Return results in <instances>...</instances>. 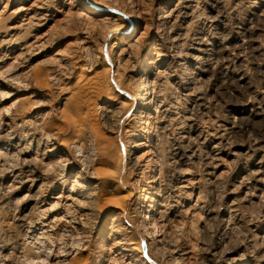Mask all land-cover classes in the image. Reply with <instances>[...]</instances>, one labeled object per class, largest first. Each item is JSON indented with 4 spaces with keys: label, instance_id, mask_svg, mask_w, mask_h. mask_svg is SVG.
Returning <instances> with one entry per match:
<instances>
[{
    "label": "rangeland",
    "instance_id": "374dc122",
    "mask_svg": "<svg viewBox=\"0 0 264 264\" xmlns=\"http://www.w3.org/2000/svg\"><path fill=\"white\" fill-rule=\"evenodd\" d=\"M68 1L44 0L42 3V0H39V3L41 2L40 4H43L44 7L46 5L47 8L38 10L37 4L32 5L31 10H27L28 15L26 16L25 13L23 17L20 7L23 5L31 7L33 0H0V12L3 10L0 13V42H2V44L0 43V78L6 77L5 80H0V264H30L32 260L33 264H44V262L52 264V262L58 263L63 258H69V264H74L72 261L76 259H80L76 264H264V160L260 154V150H264V0H239L240 6L238 0H95V2L86 0L97 13H90L87 11V7L76 5L79 0ZM101 1L105 3H100ZM178 2H180L178 4L179 12L176 13L175 21L163 22L158 17L157 7L171 6L170 8H172ZM106 5H109L107 6L108 9H105ZM40 12L42 14L35 16L36 13ZM128 14L130 15L128 16ZM33 15L35 18H32L33 22L30 23L31 20L27 21L28 17ZM46 15L48 18L38 19L39 17H46ZM86 17L88 19H85ZM23 18L26 19L22 21ZM100 20L106 23L103 24ZM11 21L18 23V25L26 23L28 28L25 25L23 26L25 29H19L21 32L18 30L13 37L5 39L1 36V33ZM29 24L31 25L29 26ZM162 24L164 25L162 26ZM185 25L187 27H184ZM119 28L120 31L114 33ZM164 28L167 31L163 30ZM28 32L31 36L26 35ZM177 34H179L178 40H168L167 36L171 35L172 37L177 36ZM15 36L18 38L17 40L14 38ZM21 36L24 39L26 38L27 41L24 39V41H21ZM205 40L210 45L206 44ZM199 41L206 45V50L201 55L192 52L190 49L193 42ZM28 43L29 45H27ZM168 43H170V46ZM30 44L32 47H30ZM150 44L154 45L156 53H154L155 55L151 61L153 63L150 62L148 66L152 72L154 71L148 80L155 81L154 95L156 92H158L157 97L160 94L166 95L167 103L171 107L166 106L168 110L165 114L167 117H172L166 123V130L157 128L151 119L149 121L142 117V119H135L136 121L132 119L133 112L136 111L134 108L137 107L135 100L138 86L137 78L132 77V70L139 67L137 64L141 63L146 48ZM34 45L36 46L34 47ZM28 46L29 49H27ZM221 47L225 49L224 57L216 58V51L223 49ZM157 52H162L163 55L158 58ZM193 56L198 57V59ZM234 57L236 60H234ZM157 58L158 60H156ZM76 60H78V63L75 62ZM79 60L84 63L82 64ZM116 66H119V70L126 75V79L122 82H119L118 76L114 75ZM123 66L124 70L122 69ZM108 68L112 69L109 78H107L108 73L106 72ZM64 74H67V78ZM11 75H17L18 77L16 76V79L12 76V78ZM87 75L94 76L93 82L88 85L80 84V89L77 88L83 93V101L76 103L73 97L66 102L63 101L66 92H69L72 86H76V81L83 83L81 78ZM7 78H11V81ZM14 79L15 83L13 82ZM35 80H39L36 83L38 82L41 85L40 88L34 83ZM196 85H198L197 88ZM94 86L100 87L101 91L97 92ZM12 93L16 94L11 95ZM26 94V99L15 101L26 96ZM34 107L35 111L37 109L38 115L33 120L36 121L38 128L34 129V126L28 125L19 126L17 124L19 119L16 115L18 108L30 110ZM15 109H17V112H15ZM176 111H179V113ZM43 117H46V119ZM37 119L39 120L37 121ZM143 119L147 122H142ZM193 120L195 121L193 122ZM44 122L46 123L44 124ZM38 129H41V131ZM42 130L49 134L55 133L54 136H56L50 135V138L47 135V137H44L46 132L44 133ZM32 131L36 134L33 135ZM3 136L7 137L4 138ZM19 139H21V145L16 146ZM30 140L31 142L34 141L31 143ZM63 141L64 146L62 145ZM145 141L150 144L149 147L138 145L139 142ZM199 141H201V145ZM59 142L61 145H58ZM65 142L68 143L66 148L67 144ZM73 142L76 147L79 143L78 148L80 149H74L76 147L72 146L75 145ZM89 142H92L94 151L86 150L85 147ZM10 143L18 150L11 147ZM133 144L136 147L131 148L130 146ZM52 146L56 149H53ZM225 146L227 147L225 148ZM81 149L82 151L85 150L84 153L81 152ZM130 151H132L131 154ZM78 152H81V155ZM77 154L82 159H79ZM84 155L86 157L88 155L89 159ZM42 157L44 160L41 159ZM65 157H68V159ZM6 163H10L12 166L8 167L9 165H6ZM63 163L65 164L63 165ZM153 164H155V167H153ZM20 166L25 167L22 169ZM59 167L60 170H56ZM61 167L65 169L62 170ZM52 168L54 169L52 170ZM258 169L261 170V173L257 182L251 177L252 172ZM50 170L53 172H49ZM64 170L66 172H62ZM92 172L96 173L93 178L91 177ZM34 175L44 176V183H41L44 189L41 188L39 194H37L38 196L34 197L35 199L31 198L30 195L35 193L36 186L40 183L35 184L36 181H31L30 178L33 179ZM103 179L104 181H102ZM186 179L188 181H184ZM20 181L25 184H21ZM79 183L83 187L80 188ZM73 184L72 199H74L61 200V202H56V205L53 204L54 201L52 200L54 198L51 197L59 194L62 188L67 191ZM153 184L159 185V188L162 185L160 192L165 199V206L164 211L158 215V220L160 219L158 223H162L161 226L158 224V228L151 230L153 233L151 232L149 238H147L148 235L143 234L144 227H142L139 220L141 214L137 213L138 211H136L133 204L135 195L130 193H133L139 185L148 187ZM124 186L125 189L123 190L127 189L132 192L118 191V189L122 190ZM89 192H96V194L91 198H87L86 194ZM122 194L123 196L125 194L126 197H122ZM39 197L40 199L37 200ZM118 197L121 199V204L117 205L115 202L118 201ZM196 202H198V206ZM38 205L40 206L38 207ZM50 205L53 208L55 205L56 208L51 210ZM115 205L119 208L116 209ZM43 208H47V211ZM28 210H30V213H28ZM41 211L48 212V214ZM21 215H28L22 216V218H27V222L23 223ZM113 217L117 221H113ZM29 219L30 221H28ZM37 220L38 222H36ZM30 222H32L31 226H29ZM135 225L140 229L133 227ZM29 230L30 233L27 232ZM39 231L42 233H39ZM36 238L40 241L38 242ZM132 241H135L133 247L138 250L129 247L132 246ZM32 243H35L34 246ZM47 246L49 250L46 249ZM168 247L176 250H169ZM31 251L32 254H29ZM40 252L43 254H40ZM133 252L134 254H132ZM183 252L187 253L183 254ZM63 253L65 254L63 255ZM75 253L77 254L74 255ZM45 254L48 255L47 258ZM128 254L129 256L125 257ZM79 255L84 257L79 258ZM27 256L29 259L26 258ZM132 256L137 260H134ZM210 256H213V258ZM30 257L33 259H30ZM34 259H37L38 263ZM177 261L178 263H175Z\"/></svg>",
    "mask_w": 264,
    "mask_h": 264
},
{
    "label": "bare ground",
    "instance_id": "6f19581e",
    "mask_svg": "<svg viewBox=\"0 0 264 264\" xmlns=\"http://www.w3.org/2000/svg\"><path fill=\"white\" fill-rule=\"evenodd\" d=\"M9 1V0H8ZM30 1V0H29ZM32 1V0H31ZM50 1V0H49ZM70 1V0H69ZM68 1V2H69ZM77 1V0H76ZM94 2H95V0H93ZM100 1V0H99ZM115 1V0H114ZM183 1V0H182ZM194 1V0H193ZM227 1V0H226ZM7 2V1H6ZM17 2V1H16ZM44 2V0H42V3ZM177 2V1H176ZM181 2V1H180ZM180 2H178V3H175V5L172 7V8H170L171 6H169V7H163V6H159V7H157V12L159 13V16H158V14H157V16L158 17H160V19L163 21V22H166V23H169L170 21L171 22H173V21H175L174 20V18H175V16H176V13L177 12H179L178 11V8H179V3ZM205 2H207V1H205ZM230 2V1H229ZM238 3H239V0L237 1ZM236 2V3H237ZM4 3V2H3ZM8 3V2H7ZM10 3V2H9ZM15 3V2H14ZM41 3V2H40ZM39 3V0H33V2H32V4L30 5L31 7H26V6H22V7H20L21 9H20V12H21V14H23V17H24V15H25V13H26V16L28 15V11L27 10H31V8H32V5H36L37 4V9L38 10H44L45 9V7H46V5H45V7H44V5L43 4H40ZM97 3V2H96ZM100 3H105V2H100ZM164 3V2H163ZM234 3V2H233ZM6 4V3H5ZM40 4V5H39ZM51 4V3H50ZM54 4V3H53ZM60 4V3H59ZM92 4V3H91ZM110 4V3H109ZM170 4V3H169ZM168 4V5H169ZM192 4V3H191ZM220 4H222V3H220ZM227 4V3H226ZM240 4L241 3H239V6H240ZM1 5V4H0ZM8 5V4H7ZM7 5H6V9H7ZM42 5V6H41ZM49 5V4H48ZM76 5H80V6H82V7H87L88 9H87V11L88 12H90V13H97V11L95 10V9H93V7H91V6H89V4L86 2V0H79V2H77V4ZM92 5H94V4H92ZM111 5H113V4H111ZM110 5V6H111ZM163 5V4H162ZM172 5V4H171ZM194 5H196V4H194ZM197 5H198V3H197ZM215 5V4H214ZM232 5V4H231ZM12 6V5H11ZM50 6H53V5H50ZM61 6V5H60ZM103 6H105V5H103ZM107 6H109V5H106V7H105V9H108V7ZM182 6H183V4H182ZM184 6H185V4H184ZM199 6V5H198ZM198 6H196V7H198ZM213 6V5H212ZM216 6H218V5H216ZM222 6V5H221ZM224 6V5H223ZM236 6V5H235ZM34 7V6H33ZM54 7V6H53ZM69 7V6H68ZM79 7V6H78ZM95 7V6H94ZM126 7V6H125ZM131 7V6H130ZM129 7V8H130ZM181 7V6H180ZM241 7H242V5H241ZM47 8V7H46ZM48 8H50L49 6H48ZM96 8V7H95ZM122 8V7H121ZM134 8V7H133ZM183 8V7H182ZM200 9H201V7H199ZM208 8V7H207ZM226 8V7H225ZM224 8V9H225ZM12 9H14V8H12ZM70 9V8H69ZM97 9V8H96ZM123 9V8H122ZM126 9V8H125ZM210 9V8H209ZM235 9H236V7H235ZM10 10V9H9ZM15 11H18V10H16V9H14ZM13 10V11H14ZM50 10H52V9H50ZM67 10V9H66ZM130 10V9H129ZM134 10H136V8H134ZM138 10V9H137ZM180 10V9H179ZM193 10H195V9H193ZM203 10V9H202ZM218 10V9H217ZM230 10V9H229ZM233 10V9H232ZM241 10V9H240ZM3 11V10H2ZM1 11V12H2ZM5 11V10H4ZM7 11V10H6ZM12 11V10H11ZM46 11V10H45ZM59 11V10H58ZM60 11H61V9H60ZM107 11H109V10H107ZM106 11V12H107ZM133 11V10H132ZM132 11H131V13H132ZM183 11V10H182ZM204 11V10H203ZM202 11V12H203ZM208 11V10H207ZM235 11V10H234ZM0 12V13H1ZM64 12H67V11H64ZM104 12V11H103ZM129 12V11H128ZM136 12V11H135ZM139 12V11H138ZM141 12V11H140ZM198 12L200 13V10L198 9ZM206 12V11H205ZM210 12V11H209ZM229 12V11H228ZM236 12V11H235ZM238 12V11H237ZM51 13V12H50ZM58 13V12H57ZM60 13V12H59ZM130 13V12H129ZM185 13V12H184ZM239 13V12H238ZM39 14H42V12H40V13H36L35 14V16L36 15H39ZM63 14V13H62ZM81 14V13H80ZM113 14V13H112ZM137 14V13H136ZM203 14V13H202ZM219 14V13H218ZM45 15V14H44ZM50 15V14H49ZM54 15H56V14H54ZM78 15H79V13H78ZM130 14H128V16H129ZM133 15H135V14H133ZM140 15V14H139ZM203 15H205V14H203ZM211 15V14H210ZM237 15V14H236ZM79 16H81V15H79ZM84 16H85V13H84ZM127 16V17H128ZM138 16V15H137ZM140 16H142V15H140ZM182 16V15H181ZM190 16V15H189ZM212 16V15H211ZM219 16H220V14H219ZM87 17H88V15H87ZM85 18V19H88V18ZM98 17V16H97ZM192 17H194V16H192ZM215 17H217V16H215ZM7 18V17H6ZM27 18V17H26ZM26 18H23L22 19V21H24ZM32 18H35L34 17V15L33 16H30V17H28V20L27 21H30ZM45 18H48L47 17V15H46V17H39L38 19H45ZM54 18V17H53ZM83 18V17H82ZM116 18V17H115ZM135 18H136V16H135ZM140 18V17H139ZM143 18V17H142ZM197 18V17H196ZM204 18V17H203ZM235 18V17H234ZM12 19V18H11ZM17 19V18H16ZM89 19H90V17H89ZM103 19V18H102ZM111 19H113L112 17H111ZM117 19V18H116ZM119 19V18H118ZM191 19V18H190ZM189 19V20H190ZM18 20V19H17ZM16 20V21H17ZM33 20V19H32ZM30 21V23L31 22H33V21ZM48 20V19H47ZM84 20V19H83ZM144 20V19H143ZM157 20V19H156ZM173 20V21H172ZM195 20V19H194ZM220 20V19H219ZM21 21V22H22ZM88 21V20H87ZM102 20H100V22H101ZM108 21V20H107ZM142 21V20H141ZM206 21V20H205ZM231 21V20H230ZM50 22V21H49ZM91 22H92V20H91ZM99 22V21H98ZM99 22V24H101ZM111 22H113V21H111ZM159 22H160V20H159ZM192 22V21H191ZM190 22V23H191ZM198 22V21H197ZM20 23V22H19ZM22 23H24V22H22ZM41 23H43V22H41ZM90 23V22H89ZM102 23H103V21H102ZM106 22L104 21V23L103 24H105ZM155 23H158V22H155ZM190 23H188L189 25H190ZM236 23V22H235ZM21 24V23H20ZM43 24H45V23H43ZM98 24V23H97ZM111 24H113V23H111ZM119 24V23H118ZM165 24V23H164ZM164 24H162V26L164 25ZM221 24V23H220ZM26 25V23L25 24H23V25H18V23H15V22H13V21H11V23L9 24V25H7L6 26V28L4 29V31H2V33H1V36L2 37H4L5 39L7 38H9V37H13L14 35H15V33L20 29V28H24L25 29V27H23V26H25ZM31 24H29V26H30ZM40 25V24H39ZM174 25V24H173ZM180 25V24H179ZM188 25V26H189ZM209 25H210V23H209ZM215 25V24H214ZM221 25H223V24H221ZM27 26V25H26ZM41 26V25H40ZM47 26V25H46ZM118 26V25H117ZM160 26H161V24H160ZM208 26V25H207ZM33 27V26H32ZM31 27V28H32ZM114 27H116V26H114ZM120 27H121V25H120ZM156 27V26H155ZM182 27V26H181ZM180 27V28H181ZM184 27H187L186 25L184 26ZM211 27V26H210ZM212 27H213V25H212ZM211 27V28H212ZM234 27V26H233ZM27 28H28V26H27ZM123 28V27H122ZM165 28H167V27H165ZM165 28L163 29V30H165ZM178 28H179V26H178ZM111 29H113V28H111ZM110 29V30H111ZM174 29V28H173ZM208 29V28H207ZM22 30V29H21ZM27 30V29H26ZM109 30V31H110ZM157 30V29H156ZM228 30V29H227ZM233 30H235V29H233ZM20 31V30H19ZM118 31H120V28L119 29H117V30H115L114 31V33L115 32H118ZM165 31H167V30H165ZM170 31V30H169ZM205 31V30H204ZM216 31V30H215ZM226 31V30H225ZM21 32V31H20ZM19 32V33H20ZM23 32H24V30H23ZM113 32V31H112ZM234 32V31H233ZM26 33V32H25ZM110 33H111V31H110ZM119 33H121V32H119ZM162 33H165V32H162ZM161 33V34H162ZM173 33V32H172ZM187 33V32H186ZM225 33H228V32H225ZM230 33H231V31H230ZM19 35V34H18ZM26 35H30L29 34V32L26 34ZM26 35H25V37H26ZM107 35H108V33H107ZM118 35V34H117ZM159 35H160V33H159ZM230 35V34H229ZM31 36V35H30ZM33 36V35H32ZM37 36V35H36ZM40 36V35H39ZM119 36V35H118ZM179 34H177V36H172L171 37V35H169V36H167L168 37V40L170 41V40H172V41H176V40H178L179 39ZM187 36V35H186ZM210 36V35H209ZM236 36V35H235ZM105 37V36H104ZM3 38V39H4ZM14 38H16V36L14 37ZM21 38H22V36H21ZM27 38V37H26ZM26 38L24 39V38H22V40L21 41H24V40H26ZM119 38V37H118ZM161 38V37H160ZM187 38V37H186ZM194 38V37H193ZM218 38V37H217ZM2 39V40H3ZM10 39V38H9ZM18 38H16V40H17ZM24 39V40H23ZM27 39H29V37L27 38ZM33 39L35 40V38L33 37ZM115 39V38H114ZM192 39V38H191ZM208 39V38H207ZM228 39V38H227ZM226 39V40H227ZM12 40V39H11ZM11 40H8V41H11ZM112 40H113V38H112ZM167 40V39H166ZM187 40V39H186ZM185 40V41H186ZM188 40H190V39H188ZM209 40H210V37H209ZM19 41V40H18ZM27 41V40H26ZM36 41L38 42V40L36 39ZM35 41V42H36ZM197 41V40H196ZM203 41V40H202ZM206 41V40H205ZM12 42V41H11ZM33 42V41H32ZM112 42V41H111ZM122 42V41H121ZM191 42V41H190ZM189 42V43H190ZM209 42V41H208ZM1 44H2V42H0ZM10 43V42H9ZM115 43V42H114ZM166 43V42H165ZM177 43V42H176ZM175 43V44H176ZM182 43V42H181ZM212 43V42H211ZM222 43V42H221ZM231 43V42H230ZM32 44V43H31ZM30 44V45H31ZM113 44V43H112ZM112 44H111V46H112ZM117 44V43H116ZM169 44V46H170V43H168ZM206 44H209V43H207V41H206ZM27 45H29V43L27 44ZM26 45V46H27ZM37 45V44H36ZM36 45H34V47L36 46ZM129 45V44H128ZM159 45H161V44H159ZM167 45V44H166ZM178 45V44H177ZM183 45V44H182ZM210 45V44H209ZM214 45V44H213ZM180 46V45H179ZM205 46L206 45H204V44H202V42H193L192 43V45H191V47H190V49L192 50V52H195V53H198V55H201V54H204V52H205ZM8 47V46H7ZM6 47V48H7ZM10 47V46H9ZM25 46L23 45V48H24ZM30 47H32V45L30 46ZM113 47V46H112ZM129 47V46H128ZM175 47V46H174ZM173 47V48H174ZM189 47V46H188ZM208 47V46H207ZM217 47V46H216ZM27 48V47H26ZM126 48V47H125ZM124 48V49H125ZM168 48V47H167ZM221 48H223V47H221ZM234 48V47H233ZM14 49V48H13ZM20 49V48H19ZM27 49H29V46H28V48ZM113 49V48H112ZM171 49H172V47H171ZM175 49V48H174ZM173 49V50H174ZM178 49H180V48H178ZM185 49V48H184ZM189 49V48H188ZM187 49V50H188ZM210 49V48H209ZM220 49V48H219ZM21 50V49H20ZM113 50H115V49H113ZM155 49H154V45H152V44H150L149 45V47H147L146 48V53H145V55L143 56V58L141 59V63L139 62L137 65L139 66L137 69H134V70H132V72H133V75H132V77L134 76V77H136L137 78V81H138V83H137V91H136V100H135V104H136V106L137 107H135L134 108V110H136L135 112H133V116H132V119H137V118H146L148 121L151 119V121L154 123V124H156V126H157V128H159L160 130H163V129H165V127H166V123L169 121V120H171V118H170V116H168L167 117V115L165 114L166 112H167V105L169 106V104L167 103V100L168 99H166V95L164 96V94H160V96L159 97H157L156 96V94L158 93V92H156L155 93V95H154V93H153V91H154V80L152 81V80H148L149 78H150V76L153 74V72H152V70H151V68L150 67H148L149 66V63L153 60V56L155 55L154 53H156L155 51H154ZM163 50V49H162ZM211 50V49H210ZM3 51V50H2ZM13 51V50H12ZM120 51V50H119ZM169 51H170V49H169ZM172 51V50H171ZM180 51V50H179ZM189 51V50H188ZM213 51H215V50H213ZM229 51V50H228ZM185 52V51H184ZM22 53V52H21ZM120 53V52H119ZM118 53V54H119ZM122 53V52H121ZM124 53V52H123ZM122 53V54H123ZM180 53V52H179ZM179 53H177V54H179ZM188 53V52H187ZM186 53V54H187ZM210 53V52H209ZM225 53V49L223 48V49H221V50H218V52L216 51V58H218V57H222L223 56V54ZM14 54V53H13ZM18 54V53H17ZM20 54V53H19ZM168 54V53H167ZM174 54V53H173ZM181 54V53H180ZM185 54V53H184ZM3 55V54H2ZM21 55V54H20ZM163 54H162V52L160 53V52H157V56H158V58H160V56H162ZM166 55V54H165ZM175 55H176V53H175ZM188 55V54H187ZM186 55V56H187ZM193 55V54H192ZM198 55H196V56H198ZM4 56V55H3ZM7 56V55H6ZM16 56H18V55H16ZM16 56H13V57H16ZM120 56H121V54H120ZM178 56H181V55H178ZM194 56H195V54H194ZM193 56V57H194ZM207 56V55H206ZM212 56V55H211ZM235 56H236V54H235ZM10 57V56H9ZM69 57V56H68ZM84 57V56H83ZM85 57H86V55H85ZM210 57V56H209ZM224 57V56H223ZM226 57V56H225ZM237 57V56H236ZM158 58L156 59V60H158ZM188 58V57H187ZM195 59H198V57L196 58V57H194ZM201 58V57H200ZM213 58V57H212ZM227 58V57H226ZM229 58V57H228ZM232 58V57H231ZM235 58V57H234ZM233 58V59H234ZM1 59H2V57H1ZM120 59V58H119ZM119 59H116V60H119ZM168 59V58H167ZM174 59V58H173ZM180 59V58H179ZM183 59V58H182ZM223 59V58H222ZM82 60V59H81ZM81 60H79V61H81ZM207 60H208V58H207ZM217 60V59H216ZM215 60V61H216ZM231 60V59H230ZM234 60H236V58L234 59ZM78 60H76L75 62H77ZM176 61V60H175ZM179 61V60H178ZM225 61V60H224ZM117 62V61H116ZM119 62V61H118ZM182 62V61H181ZM180 62V63H181ZM197 62V61H196ZM203 62H205V61H203ZM208 62V61H207ZM222 62V61H221ZM220 62V63H221ZM230 62V61H229ZM235 62V61H234ZM78 63V62H77ZM81 63H82V61H81ZM84 63V62H83ZM82 63V64H83ZM121 63V62H120ZM151 63H153V62H151ZM183 63V62H182ZM216 63V62H215ZM214 63V64H215ZM176 64H177V62H176ZM186 64V63H185ZM201 64V63H200ZM206 64V63H205ZM212 64V63H211ZM233 64V63H232ZM62 65V64H61ZM119 65V64H118ZM221 65V64H220ZM227 65V64H226ZM66 66V65H65ZM81 66V65H80ZM84 66H85V64H84ZM224 66V65H223ZM229 66V65H228ZM227 66V67H228ZM60 67V66H59ZM83 67V66H82ZM119 66H116L114 69V75H117L118 76V81L119 82H122V81H124L125 79H126V75L122 72V71H120L119 70V68H118ZM121 67V66H120ZM213 67V66H212ZM221 67V66H220ZM124 68V66L122 67V69ZM166 68V67H165ZM168 68V67H167ZM183 68V67H182ZM192 68V67H191ZM63 69V68H62ZM121 69V70H122ZM125 69H126V67H125ZM172 69V68H171ZM187 69V68H186ZM195 69V68H194ZM124 70V69H123ZM160 70V69H159ZM167 70V69H166ZM218 70V69H217ZM221 70V69H220ZM156 71V70H155ZM183 71V70H182ZM191 71V70H190ZM193 71V70H192ZM57 72V71H56ZM59 72V71H58ZM57 72V73H58ZM107 73H108V75H107V78H109V75H110V72H112V69L111 68H108L107 69V71H106ZM162 72V71H161ZM167 72V71H166ZM223 72V71H222ZM55 73V72H54ZM57 73H55V74H57ZM157 73V72H156ZM156 73H154V74H156ZM159 73V72H158ZM163 73V72H162ZM181 73V72H180ZM196 73V72H195ZM211 73V72H210ZM50 74V73H49ZM182 74V73H181ZM7 75H9V74H7ZM27 75V74H26ZM25 75V76H26ZM65 75V78H67L66 77V75L67 74H64ZM183 75V74H182ZM188 75V74H187ZM186 75V76H187ZM219 75V74H218ZM13 75H11V77H12ZM17 76V75H16ZM16 76H13V77H16ZM49 77H50V75H48ZM84 76V75H83ZM82 76V77H83ZM155 76V75H154ZM185 76V75H184ZM205 76V75H204ZM222 76V75H221ZM12 77V78H13ZM18 77V76H17ZM17 77H16V79H17ZM52 77V76H51ZM64 77V76H63ZM93 75H87V76H85V77H83V78H81L82 79V82L83 83H79L78 82V80L76 81L77 82V84L75 83V85L76 86H72V88H71V90H69V92H66V94H65V96L63 97V101H68L71 97H73V99L75 100V102L76 103H79V102H81V101H83V99H82V95H83V93L82 92H80L78 89H80L79 87H81L80 86V84H83V85H88V84H91L92 82H93ZM195 77H196V75H195ZM199 77V76H198ZM228 77V76H227ZM232 77V76H231ZM2 78V79H1ZM0 78V80H3L4 78H6V77H1ZM53 78V77H52ZM52 78H50V79H52ZM58 78H59V76H58ZM128 78V77H127ZM187 78V77H186ZM8 79V78H7ZM11 78H9L8 80H10ZM19 79V78H18ZM54 79H55V77H54ZM81 79H80V82H81ZM157 81H158V79L157 78H155ZM184 79V78H183ZM191 79V78H190ZM202 79V78H201ZM210 79H211V77H210ZM231 79V78H230ZM5 80V79H4ZM56 80V79H55ZM160 80V79H159ZM174 80V79H173ZM234 80V79H233ZM11 81V80H10ZM9 81V82H10ZM36 81H38L39 82V80H35V82L34 83H36ZM57 81V80H56ZM205 81V80H204ZM226 81V80H225ZM235 81V80H234ZM9 82H7V83H9ZM13 82L15 83V79L13 80ZM12 82V83H13ZM36 83L37 85H38V87L39 86H41L39 83ZM159 82H161V81H159ZM184 82V81H183ZM194 82V81H193ZM223 82V81H222ZM226 82H228V81H226ZM33 83V84H34ZM195 83V82H194ZM17 84H18V82H17ZM29 84V83H28ZM28 84H26V85H28ZM35 84V85H36ZM45 84H46V82H45ZM45 84L43 85L44 87H45ZM156 84V83H155ZM158 84V83H157ZM160 84V83H159ZM192 84V83H191ZM9 85V84H8ZM13 85V84H12ZM18 85H20V83L18 84ZM47 85H48V83H47ZM165 85V84H164ZM2 86V85H1ZM10 86V85H9ZM14 86H16L15 84H14ZM127 86V85H126ZM158 86V85H157ZM186 86V85H185ZM189 86V85H188ZM197 86L198 85H196V88H197ZM34 87V86H33ZM49 87V86H48ZM47 87V88H48ZM162 87V86H161ZM12 88H13V86H12ZM11 88V89H12ZM16 88V87H15ZM19 88V87H18ZM40 88V87H39ZM42 88V87H41ZM78 88V89H77ZM94 88H95V90L97 91V92H100L101 91V88L99 87H97V86H94ZM160 88V87H159ZM158 88V89H159ZM10 89V90H11ZM49 89V88H48ZM112 89V88H111ZM161 89V88H160ZM19 90H21V89H19ZM180 90V89H179ZM188 90H190L189 88H188ZM197 91H198V89H196ZM39 91H40V89H39ZM44 91V90H43ZM176 91H177V89H176ZM183 91V90H182ZM45 92V91H44ZM155 92V91H154ZM186 92V91H185ZM190 92V91H189ZM195 92V91H194ZM233 92V91H232ZM11 93V92H10ZM33 93V92H32ZM38 93H40V92H38ZM161 93V92H160ZM16 94V93H15ZM14 93H12L11 95H15ZM24 94V93H23ZM30 94V93H29ZM75 94V95H74ZM192 94V93H191ZM190 94V95H191ZM74 95V96H73ZM158 95V94H157ZM196 95V94H195ZM9 96H10V94H9ZM9 96H7V97H9ZM33 96V95H32ZM200 96V95H199ZM202 96V95H201ZM19 97V96H18ZM26 97H27V94H26V96H23V97H20V98H18L17 100H15V101H19L20 99H26ZM113 97V96H112ZM187 97V96H186ZM185 97V98H186ZM201 98H203V97H201ZM194 99V98H193ZM197 99V98H196ZM187 100V99H186ZM171 101V100H170ZM191 101V100H190ZM122 102H123V100H122ZM173 102V101H172ZM118 103V102H117ZM126 103V102H125ZM177 103V102H176ZM185 103V102H184ZM189 103V102H188ZM195 103V102H194ZM201 103V102H200ZM64 104V103H63ZM127 104H129V103H127ZM171 104V103H170ZM196 104V103H195ZM198 104V103H197ZM176 105V104H175ZM18 107H19V105H17ZM66 106V105H65ZM129 106V105H128ZM177 106V105H176ZM175 106V107H176ZM184 106H185V104H184ZM21 107V106H20ZM23 107V106H22ZM108 107V106H107ZM111 107V106H110ZM170 107V106H169ZM173 107V106H172ZM179 107V106H178ZM190 107V106H189ZM171 108V107H170ZM187 108V107H186ZM107 109V108H106ZM173 109H174V107H173ZM17 109H15V112H17L16 111ZM112 110V109H111ZM186 110V109H185ZM110 111V110H109ZM170 111H172L171 109H170ZM192 111V110H191ZM15 112H14V116H15ZM63 113H64V110L62 111ZM176 112H178L179 113V111H176ZM175 112V113H176ZM182 112H183V110H182ZM185 112V111H184ZM19 113V114H18ZM44 113V112H43ZM62 113V114H63ZM200 113H202V112H200ZM108 114V113H107ZM112 114V113H111ZM114 114V113H113ZM182 114V113H181ZM204 114V113H203ZM17 116H18V121H19V123H17L19 126L21 125V126H26V125H28V126H34V129H37L38 127V125L36 124V121H34L33 119H35V117H36V115H38V113H37V109H36V111H35V107L33 108V109H20V108H18V112H17V114H16ZM46 115V114H45ZM64 115V114H63ZM178 115V114H177ZM188 115V114H187ZM195 115H196V113H195ZM194 115V116H195ZM198 115V114H197ZM14 116H13V118H14ZM66 116V115H65ZM112 116V115H111ZM111 116H110V118H111ZM179 116V115H178ZM40 117V116H39ZM46 117H47V115H46ZM46 117H43V118H45L46 119ZM173 117H174V115H173ZM9 118H11V117H9ZM16 118V117H15ZM37 118V117H36ZM69 118V117H68ZM131 118V117H130ZM141 118V119H142ZM183 118H185V117H183ZM191 118V117H190ZM179 119V118H178ZM5 120V119H4ZM11 120V119H10ZM15 120V119H14ZM39 119H37V121H38ZM184 120V119H183ZM188 120H189V118H188ZM187 120V121H188ZM191 120V119H190ZM197 120V119H196ZM42 121V120H41ZM40 121V122H41ZM44 121H46V120H44ZM136 121V120H135ZM141 121V120H140ZM146 120L145 119H143L142 120V122H145ZM195 120H193V122H194ZM203 121V120H202ZM201 121V122H202ZM223 121H225V120H223ZM8 122H10V121H8ZM7 122V123H8ZM138 122V121H137ZM142 122H140V123H142ZM147 122V121H146ZM46 122H44V124H45ZM139 123V124H140ZM184 123V122H183ZM191 123V122H190ZM196 123V122H195ZM224 123V122H223ZM233 123V122H232ZM119 124V123H118ZM129 124V123H128ZM17 125V126H18ZM144 125V124H143ZM149 125V124H148ZM172 125V124H171ZM181 125V124H180ZM226 125V124H225ZM225 125H224V127H225ZM8 126H10V125H8ZM12 126H13V124H12ZM16 126V125H15ZM16 126V127H17ZM18 126V127H19ZM27 126V127H28ZM146 126V125H145ZM150 126H152V125H150ZM185 126V125H184ZM219 126V125H218ZM14 127V126H13ZM155 127V126H154ZM170 127V126H169ZM180 127H182V126H180ZM220 128H221V126H219ZM9 128V127H8ZM15 128V127H14ZM25 128V127H24ZM30 128V127H29ZM39 128H41L40 126H39ZM202 128V127H201ZM223 128V127H222ZM17 129V128H16ZM15 129V130H16ZM23 129V128H22ZM22 129H20V130H22ZM27 129V128H26ZM31 130H34V129H32V128H30ZM42 129H44V128H42ZM141 129V128H140ZM214 129H216V128H214ZM6 130V129H5ZM10 130V129H9ZM14 130V131H15ZM39 130V129H38ZM44 130H46V129H44ZM148 130V129H147ZM166 130V129H165ZM194 130V129H193ZM200 130V129H199ZM218 130V129H217ZM233 130V129H232ZM23 131H24V129H23ZM22 131V132H23ZM39 131H41V129L39 130ZM43 131V130H42ZM130 131V130H129ZM181 131H182V129H181ZM185 131V130H184ZM196 131V130H195ZM202 131V130H201ZM7 132H9V131H7ZM13 132V131H12ZM25 132V131H24ZM28 132H29V130H28ZM33 132V131H32ZM44 132V131H43ZM46 132V131H45ZM44 132V133H45ZM144 132V131H143ZM160 132V131H159ZM166 132V131H165ZM183 132V131H182ZM205 132V131H204ZM224 132V131H223ZM222 132V133H223ZM233 132H235V131H233ZM1 133V132H0ZM26 133V132H25ZM24 133V134H25ZM31 133V132H30ZM34 134L33 135H35L36 133L35 132H33ZM53 133V132H52ZM132 133V132H131ZM146 133V132H145ZM162 133V132H161ZM219 133V132H218ZM230 133H232V132H230ZM229 133V134H230ZM236 133V132H235ZM14 134V133H13ZM21 134V133H20ZM43 134V133H42ZM55 134V133H54ZM54 134H49V133H45L44 135H46V136H44V137H47V135H53V137H55L54 136ZM196 134V133H195ZM214 134V133H213ZM2 135V134H1ZM4 135V134H3ZM14 135H16V134H14ZM27 135L29 136V134L27 133ZM128 135V134H127ZM154 135V134H153ZM210 135H212V134H210ZM8 136H11V135H8ZM13 136V135H12ZM23 136V135H22ZM43 136V135H42ZM49 136H48V139H49ZM51 136H50V138H51ZM234 136V135H233ZM4 137V136H3ZM5 137H7V136H5ZM4 137V138H5ZM19 137V136H18ZM33 137V136H32ZM37 137V136H36ZM198 137V136H197ZM221 137V136H220ZM10 138V137H9ZM16 138V137H15ZM24 138V137H23ZM29 138V137H28ZM38 138V137H37ZM41 138V137H40ZM149 138V137H148ZM190 138H192V137H190ZM215 138H217V137H215ZM13 139V138H12ZM22 139V138H21ZM21 139H19V142H17L16 143V146H18V145H21L20 144V141H21ZM35 139V138H34ZM43 139V138H42ZM47 139V138H46ZM47 139V140H48ZM55 139V138H54ZM56 139H57V137H56ZM55 139V140H56ZM189 139V138H188ZM196 139V138H195ZM223 139V138H222ZM255 139V138H254ZM59 140V139H58ZM129 140V139H128ZM7 141V140H6ZM9 141V140H8ZM29 141V140H28ZM34 140H32V142H33ZM42 141V140H41ZM49 141H50V139H49ZM52 141V140H51ZM156 141V140H155ZM184 141V140H183ZM198 141V140H197ZM196 141V142H197ZM207 141V140H206ZM210 141V140H209ZM217 141V140H216ZM30 142H31V140H30ZM31 142V143H32ZM40 142V141H39ZM45 142H47V141H45ZM61 142V141H60ZM59 142V144L58 145H61V143ZM75 142V141H74ZM73 142V143H74ZM200 142L201 141H199V144H200ZM204 142V141H203ZM219 142H220V140H219ZM261 142V141H260ZM4 143V142H3ZM8 143V142H7ZM50 143V142H49ZM66 143V142H65ZM77 143V142H76ZM185 143H187V142H185ZM25 144V143H24ZM40 144H41V142H40ZM39 144V145H40ZM51 144V143H50ZM64 144V141H63V143H62V145ZM67 145L65 146V148L68 146V143H66ZM75 144V143H74ZM127 144H128V142H127ZM217 144V143H216ZM6 145V144H5ZM9 145H11V147H13V148H15V149H17L12 143H10ZM26 145V144H25ZM24 145V146H25ZM31 145V144H30ZM46 145V144H45ZM78 145H79V143H77V147H76V144L75 145H72L73 147H76V148H74V149H77L78 148ZM129 145V144H128ZM128 145H127V148H128ZM137 145V144H136ZM138 145H142L143 147H149L150 146V144L147 142V141H145V142H139L138 143ZM198 145V144H197ZM201 145V144H200ZM43 146V145H42ZM54 146H57V145H54ZM54 146H52V148L54 147ZM64 146V145H63ZM191 146V145H190ZM218 146V145H217ZM259 146V145H258ZM28 147V146H27ZM38 147V146H37ZM72 147V148H73ZM79 147H81V146H79ZM131 148H134V147H136L134 144L133 145H131L130 146ZM201 147V146H200ZM207 147V146H206ZM227 146H225V148H226ZM252 147V146H251ZM250 147V148H251ZM24 148V147H23ZM86 148V150L87 151H94V148H93V146H92V142H89L88 144H87V146L85 147ZM189 148V147H188ZM233 148V147H232ZM263 148H264V146H263ZM7 149V148H6ZM29 149H30V147H29ZM53 149H56V147H54ZM78 149H80V148H78ZM83 149H84V147H83ZM137 149V148H136ZM191 149V148H190ZM219 149V148H218ZM228 149V148H227ZM18 150V149H17ZM16 150V151H17ZM61 150V149H60ZM59 150V151H60ZM71 150V149H70ZM128 150H130V149H128ZM148 151H149V149H147ZM152 150V149H151ZM188 150V149H187ZM223 150V149H222ZM221 150V151H222ZM226 150V149H225ZM15 151V152H16ZM22 151V150H21ZM25 151H26V148H25ZM56 151V150H55ZM58 151V152H59ZM73 151H75V150H73ZM77 151V150H76ZM79 151V150H78ZM85 151V150H84ZM84 151H82V149H81V152H83L84 153ZM86 151V152H87ZM146 151V150H145ZM179 151V150H178ZM194 151V150H193ZM200 151V150H199ZM198 151V152H199ZM215 151H217V150H215ZM235 151V150H234ZM7 152H9V151H7ZM11 152V151H10ZM19 152V151H18ZM27 152V151H26ZM33 152V151H32ZM43 152H46V151H43ZM81 152L79 153L80 155H81ZM131 152L132 151H130L129 153L131 154ZM135 152V151H134ZM197 152V153H198ZM237 152V151H236ZM240 152V151H239ZM14 153V152H13ZM20 153V152H19ZM41 153V152H40ZM46 153H48V152H46ZM71 153V152H70ZM82 153V154H83ZM119 153H120V151H119ZM128 153V154H129ZM154 153V152H153ZM202 153V152H201ZM221 153V152H220ZM3 154H4V151H3ZM9 154V153H8ZM16 154H17V152H16ZM16 154H14V155H16ZM62 154V153H61ZM79 154H77L78 156H79ZM90 154V153H89ZM92 154V153H91ZM128 154H127V156H128ZM145 154V153H144ZM151 154H152V152H151ZM156 154V153H155ZM251 154V153H250ZM260 154H261V158L264 160V150H260ZM38 155V154H37ZM41 155V154H40ZM58 155V154H57ZM56 155V156H57ZM142 155V154H141ZM146 155V154H145ZM148 155V154H147ZM180 155V154H179ZM188 155H189V153H188ZM193 155V154H192ZM215 155V154H214ZM213 155V156H214ZM218 155V154H217ZM244 155V154H243ZM4 156V155H3ZM9 156H11V155H9ZM30 156V155H29ZM35 156V155H34ZM63 156V155H62ZM61 156V157H62ZM85 157H86V155H84ZM90 156V155H89ZM143 156V155H142ZM201 156V155H200ZM212 156V157H213ZM228 156V155H227ZM234 156V155H233ZM251 156V155H250ZM20 157V156H19ZM25 157V156H24ZM36 157V156H35ZM45 157V156H44ZM135 157V156H134ZM195 158H196V155L194 156ZM206 157V156H205ZM13 158H15V157H13ZM12 158V159H13ZM18 158V157H17ZM38 158V157H37ZM60 158V157H59ZM66 158V157H65ZM86 158H88V155H87V157ZM86 158H84V159H86ZM144 158V157H143ZM153 158V157H152ZM185 158V157H184ZM198 158H199V156H198ZM36 159V158H35ZM41 159H43L44 160V158L42 157ZM55 159V158H54ZM66 159H68V157L66 158ZM79 159H82L80 156H79ZM83 159V160H84ZM89 159V158H88ZM131 159V158H130ZM133 159V158H132ZM218 159V158H217ZM217 159H216V161H217ZM250 159H251V157H250ZM10 160V159H9ZM9 160H7V161H9ZM56 160V159H55ZM65 160V159H64ZM77 160V159H76ZM194 160V159H193ZM199 160V159H198ZM212 160H213V158H212ZM226 160V159H225ZM257 160V159H256ZM263 160H260V161H263ZM1 161V160H0ZM24 161V160H23ZM62 161V160H61ZM65 161H67V160H65ZM64 161V162H65ZM93 161V160H92ZM148 161V160H147ZM255 161V160H254ZM4 162V161H3ZM6 162V161H5ZM18 162H20V161H18ZM33 162V161H32ZM70 162V161H69ZM91 162V161H90ZM23 163V162H22ZM21 163V164H22ZM25 163H26V161H25ZM36 163V162H35ZM43 163V162H42ZM62 163V162H61ZM72 163V162H71ZM121 163H122V161H121ZM155 163V162H154ZM215 163V162H214ZM261 163V162H260ZM4 164V163H3ZM9 165L8 167H10V163H6V165ZM32 164V163H31ZM65 163H63V165H64ZM210 164H211V162H210ZM239 164V163H238ZM25 165V164H24ZM57 165V164H56ZM59 165V164H58ZM181 165V164H180ZM217 165V164H216ZM245 165V164H244ZM247 165V164H246ZM12 166V165H11ZM21 166H23V165H21ZM20 166V167H21ZM26 166V165H25ZM24 166V167H25ZM28 166V165H27ZM41 166V165H40ZM49 166H51V165H49ZM152 166V165H151ZM214 166H215V164H214ZM14 167V166H13ZM19 167V166H18ZM23 167V168H24ZM42 167V166H41ZM46 167V166H45ZM134 167V166H133ZM153 167H155V164H153ZM203 167H205V166H203ZM213 167V166H212ZM22 168V167H21ZM22 168V169H23ZM62 168V167H61ZM206 168V167H205ZM222 168V167H221ZM258 168V167H257ZM8 169V168H7ZM29 169H31V168H29ZM43 169H44V167H43ZM42 169V170H43ZM46 169V168H45ZM54 168H52V170H53ZM63 169H65V168H62V170ZM73 169V168H72ZM132 169V168H131ZM159 169V168H158ZM157 169V170H158ZM212 169H214V168H212ZM216 169V168H215ZM246 169V168H245ZM9 170H11V169H9ZM8 170V171H9ZM13 171H14V169H12ZM19 170V169H18ZM28 170V169H27ZM32 170V169H31ZM46 170H49V169H46ZM45 170V171H46ZM52 170H50L49 172H51ZM56 170H60V167H59V169H56ZM80 170V169H79ZM133 170V169H132ZM210 170H211V168H210ZM220 170V169H219ZM247 170V169H246ZM23 171V170H22ZM7 172V171H6ZM26 172V171H25ZM28 172V171H27ZM36 172V171H35ZM44 172V171H43ZM48 172V171H47ZM46 172V173H47ZM48 172V173H49ZM53 172V171H52ZM62 172H66L65 170L64 171H62ZM70 172V171H69ZM212 172V171H211ZM21 173V172H20ZM23 173V172H22ZM21 173V174H22ZM29 173V172H28ZM31 173V172H30ZM45 173V172H44ZM47 173V174H48ZM60 173V172H59ZM58 173V174H59ZM75 173V172H74ZM111 173H114V172H111ZM141 173V172H140ZM159 173V172H158ZM209 173H210V171H209ZM218 173V172H217ZM240 173V172H239ZM260 173H261V170H257V171H254V172H252V179H254L255 181H257L258 182V180L260 179ZM263 173V172H262ZM11 174H13V173H11ZM25 174V173H24ZM31 174H33V173H31ZM43 174V173H42ZM78 174H81V173H78ZM91 174H92V176H91ZM90 174V176L93 178L94 177V175L96 174H94L93 172ZM208 174V173H207ZM16 175V174H15ZM18 175V174H17ZM52 175V174H51ZM60 175H62V174H60ZM139 175V174H138ZM237 175V174H236ZM12 176V175H11ZM21 176V175H20ZM19 176V177H20ZM28 176V175H27ZM35 176V175H34ZM73 176H74V174H73ZM89 176V177H90ZM114 176V175H113ZM158 176V175H157ZM220 176V175H219ZM247 176V175H246ZM16 177V176H15ZM18 177V176H17ZM43 177L44 176H42V175H37V176H35L33 179L32 178H30L31 179V181L33 182V181H36V183L35 184H37V182H39L40 183V185H38V186H36L37 188H36V190H35V193L34 194H32V195H30L31 196V198H34L35 196H38L37 194H39V192H40V190H41V188H42V185H41V183L43 182ZM53 177V176H52ZM61 177V176H60ZM118 177V176H117ZM243 177V176H242ZM262 177V176H261ZM46 179L48 178V177H45ZM51 178V177H50ZM54 178V177H53ZM69 178V177H68ZM67 178V179H68ZM112 178V177H111ZM110 178V179H111ZM3 179V178H2ZM14 179V178H13ZM21 179V178H20ZM28 179V178H27ZM154 179V178H153ZM213 179V178H212ZM239 179V178H238ZM242 179V178H241ZM22 180V179H21ZM101 180V179H100ZM118 180V179H117ZM140 180V179H139ZM138 180V181H139ZM149 180V179H148ZM247 180V179H246ZM18 181V180H17ZM24 182H25V180H23ZM27 181H29V180H27ZM48 181V180H47ZM47 181H46V183H47ZM69 181V180H68ZM73 181V180H72ZM102 181H104V179L102 180ZM150 181V180H149ZM152 181V180H151ZM184 181H188V179H186V180H184ZM12 182V181H11ZM21 182V181H20ZM24 182H21V184H23ZM53 182H54V180H53ZM75 182V181H74ZM92 182V181H91ZM140 182V181H139ZM157 182V181H156ZM9 183V182H8ZM14 183V182H13ZM44 183V182H43ZM60 183V182H59ZM148 183V182H147ZM155 183V182H154ZM253 183V182H252ZM261 183V182H260ZM25 184V183H24ZM49 184H52V183H49ZM54 184V183H53ZM65 184V183H64ZM76 184H78V183H76ZM75 184V185H76ZM80 184V183H79ZM141 184H143V183H141ZM236 184V183H235ZM11 185V184H10ZM9 185V186H10ZM46 185V184H45ZM71 185V184H70ZM81 185V184H80ZM79 185V186H80ZM84 185V184H83ZM126 185V184H125ZM244 185H245V181H244ZM17 186V185H16ZM20 186V185H19ZM32 186H33V184H32ZM54 186V185H53ZM78 186V187H79ZM86 186V185H85ZM185 186V185H184ZM235 186V185H234ZM258 186V185H257ZM1 187V186H0ZM4 187V186H3ZM29 187V186H28ZM58 187V186H57ZM72 187H74V184L71 186V187H69V189L67 190V191H65V190H63V188L61 189V192L59 193V194H57V195H53L51 198H54V200H52V201H54V203L53 204H55L56 202H58V201H60L61 202V200H65V201H68V200H71L72 199V194L74 193L73 192V189L74 188H72ZM81 187H83L82 185L80 186V188ZM161 187H162V185H161ZM160 187V188H161ZM165 187V186H164ZM5 188V187H4ZM10 188V187H9ZM14 188V187H13ZM22 188V187H21ZM53 188V187H52ZM76 188V187H75ZM85 188V187H84ZM141 188V189H140ZM160 188H159V185H156V184H153V185H149L148 187H143L142 185H139V187L138 188H136V189H134L135 191H133V193H130V191L131 190H123V189H125V186L122 188V190H120V189H118V191H127L128 193H130V194H134L135 195V197H134V206H135V208H136V211H138L137 213H139V215H140V223H141V225H142V227H144V231H143V234H146V235H148V237L147 238H149V235L151 234V232L153 231V229H155L156 227L158 228V224H160V223H158L159 222V220H158V215L160 214V213H162L163 211H164V206H165V199H164V197H163V195L161 194V192H160ZM180 188H182V187H180ZM248 188V187H247ZM257 188V187H256ZM14 189H17V188H14ZM13 189V190H14ZM30 189V188H29ZM42 189H44V188H42ZM49 189V188H48ZM168 189V188H167ZM236 189V188H235ZM245 189V188H244ZM10 190V189H9ZM18 190V189H17ZM172 190V189H171ZM252 190V189H251ZM260 190H262V189H260ZM20 191V190H19ZM42 191H44V190H42ZM79 191V190H78ZM82 191V190H81ZM141 191V192H140ZM174 191V190H173ZM11 192H12V190H11ZM16 192V191H15ZM49 192H51V191H49ZM132 192V191H131ZM138 192H140V193H138ZM177 192V191H176ZM178 192H179V190H178ZM239 192V191H238ZM14 193V192H13ZM26 193V192H25ZM43 193V192H42ZM82 193V192H81ZM175 193V192H174ZM230 193V192H229ZM258 193V192H257ZM27 194V193H26ZM25 194V195H26ZM46 194V193H45ZM45 194H44V196H45ZM54 194H56V193H54ZM96 194V192L95 193H93V192H89L88 194H86L87 196V198H91V197H93L94 195ZM126 194V193H125ZM124 194V196H123V194H122V197H126V195ZM137 194V195H136ZM170 194V193H169ZM24 195V196H25ZM28 195V194H27ZM80 195V194H79ZM82 195V194H81ZM166 195H168V194H166ZM178 195V194H177ZM231 195V194H230ZM241 195V194H240ZM255 195V194H254ZM261 195V194H260ZM42 196V195H41ZM49 196V195H48ZM172 196H173V194H172ZM257 196V195H256ZM47 197V196H46ZM85 197V196H84ZM121 197V196H120ZM120 197H118L117 199H118V201H116L115 202V204H121V199H120ZM171 197V196H170ZM259 197H261V196H259ZM263 197V196H262ZM130 198V197H129ZM128 198V199H129ZM228 198V197H227ZM245 198H246V196H245ZM244 198V199H245ZM27 199V198H26ZM35 199V198H34ZM38 199H40V197L39 198H37V200ZM74 199V198H73ZM72 199V200H73ZM127 199V198H126ZM234 199V198H233ZM263 199V198H262ZM168 200V199H167ZM174 200V199H173ZM259 200V199H258ZM264 200V199H263ZM262 200V201H263ZM36 201V200H35ZM45 201V200H44ZM75 201V200H74ZM73 201V202H74ZM120 201V202H119ZM177 201V200H176ZM42 202H43V200H42ZM47 202V201H46ZM169 202V201H168ZM174 202V201H173ZM248 202V201H247ZM37 203V202H36ZM122 203H124V202H122ZM176 203V202H175ZM197 203L198 202H196V205H197ZM230 203H232V202H230ZM264 203V202H263ZM38 204V203H37ZM41 204V203H40ZM59 204V203H58ZM71 204V203H70ZM170 204V203H169ZM34 205H35V203H34ZM49 205V204H48ZM56 205V204H55ZM55 205H54V208H56L55 207ZM65 205H67V204H65ZM117 205H115V207H116V209L117 208H119ZM124 205V204H123ZM231 205V204H230ZM33 206V205H32ZM40 205H38V207H39ZM51 206V205H50ZM57 206H61V205H57ZM120 206V205H119ZM198 206V205H197ZM37 207V206H36ZM37 207V208H38ZM52 208H51V210H53L54 208H53V206H51ZM66 207V206H65ZM32 208V207H31ZM35 208V207H34ZM36 208V209H37ZM48 208V207H47ZM46 208V209H47ZM50 208V207H49ZM48 208V209H49ZM61 208V207H60ZM123 208V207H122ZM121 208V209H122ZM45 211H47L45 208H43ZM67 209H68V206H67ZM168 209V208H167ZM32 210V209H31ZM34 210V209H33ZM30 210H28V213H30L29 212ZM45 211H41V212H44L45 214H48V212L46 213ZM120 211H122V210H120ZM234 211H236V210H234ZM55 212V211H54ZM61 212V211H60ZM143 212H145V213H143ZM227 212H229V211H227ZM50 213H51V211H50ZM56 213V212H55ZM54 213V214H55ZM59 213V212H58ZM122 213V212H121ZM120 213V214H121ZM42 214V213H41ZM29 215V214H28ZM28 215H25V216H28ZM117 215V214H116ZM22 216L23 215H21V218H22ZM25 216H23V217H25ZM40 216V215H39ZM49 216V215H48ZM54 216V215H53ZM30 217V216H29ZM28 217V218H29ZM41 217V216H40ZM39 217V218H40ZM44 217V216H43ZM39 218H36V219H39ZM42 218V217H41ZM44 218H46V217H44ZM31 219V218H30ZM30 219L28 220V221H30ZM43 219V218H42ZM42 219H40V220H42ZM54 219H55V217H54ZM53 219V220H54ZM169 219V218H168ZM22 221H23V223L24 222H27V218L25 219V218H22L21 219ZM46 220V219H45ZM58 220V219H57ZM115 219H114V217H113V221H114ZM119 220V219H118ZM162 220H164V218H162ZM167 220V219H166ZM170 220V219H169ZM259 220H261V219H259ZM31 221H33V220H31ZM56 221V220H55ZM115 221H117V220H115ZM124 221V220H123ZM123 221H121V222H123ZM127 221H129V220H127ZM36 222H38V220L36 221ZM50 222H51V220H50ZM130 222V221H129ZM170 222V221H169ZM172 222V221H171ZM31 223L32 222H30V225L29 226H31ZM42 223V222H41ZM55 223V222H54ZM120 223V222H119ZM138 223H139V221H138ZM264 223V222H263ZM262 223V224H263ZM28 224H29V222H28ZM27 224V225H28ZM126 224V223H125ZM162 224V223H161ZM161 224H160V226H161ZM170 224V223H169ZM23 225V224H22ZM25 225V224H24ZM26 225V226H27ZM40 225V224H39ZM43 225H45V224H43ZM54 225V224H53ZM127 225V224H126ZM125 225V226H126ZM131 225V224H130ZM140 225V226H141ZM25 226V227H26ZM50 226V225H49ZM124 226V225H123ZM21 227V226H20ZM33 227V226H32ZM48 227V226H47ZM51 227V226H50ZM116 227V226H115ZM133 227H135L136 229H140V227H136V225L135 226H133ZM170 227V226H169ZM168 227V228H169ZM163 228V227H162ZM53 229V228H52ZM167 229V228H166ZM264 229V228H263ZM35 230V229H34ZM50 230V229H49ZM152 230V231H151ZM168 230V229H167ZM25 231V230H24ZM37 231V230H36ZM42 231V230H41ZM41 231H39V233L41 232ZM53 231V230H52ZM51 231V232H52ZM118 231H119V229H118ZM127 231V230H126ZM128 231H130V230H128ZM132 231H134V230H132ZM131 231V232H132ZM155 231V230H154ZM159 231H160V229H159ZM27 232H31L30 230L29 231H27ZM142 232V231H141ZM42 233V232H41ZM116 233V232H115ZM128 233V232H127ZM153 233V232H152ZM155 233H156V231H155ZM154 233V234H155ZM48 234H49V232H48ZM162 234H163V230H162ZM257 234V233H256ZM24 235V234H23ZM36 235V234H35ZM42 235V234H41ZM141 235V234H140ZM157 235V234H156ZM253 235V234H252ZM255 235V234H254ZM253 235V236H254ZM264 235V234H263ZM28 236V235H27ZM32 236V235H31ZM37 236V235H36ZM35 236V237H36ZM50 236V235H49ZM53 236V235H52ZM144 236V235H143ZM159 236V235H158ZM29 237V236H28ZM41 237V236H40ZM141 237H142V235H141ZM27 238V237H26ZM37 238H39V237H37ZM37 238H36V240H37ZM42 238V237H41ZM155 238V237H154ZM156 238H157V236H156ZM262 238V237H261ZM32 239V238H31ZM31 239H30V241H31ZM35 239V238H34ZM40 239V238H39ZM48 239V238H47ZM163 239V238H162ZM161 239V240H162ZM165 239V238H164ZM163 239V240H164ZM24 240V239H23ZM26 240V239H25ZM35 240V241H36ZM131 240V239H130ZM27 241V240H26ZM30 241H28V242H30ZM38 241V240H37ZM36 241V242H37ZM40 241V240H39ZM38 241V242H39ZM46 241V240H45ZM1 242V241H0ZM134 242L135 241H132L131 242V245L132 246H129L131 249H137V248H135V247H133V245H134ZM154 242V241H153ZM161 242V241H160ZM27 243V242H26ZM31 243V242H30ZM118 243H119V241H118ZM4 244V243H3ZM6 244V243H5ZM28 244V243H27ZM33 244V246H34V244L35 243H32ZM38 244H41V243H38ZM123 244V243H122ZM173 244V243H172ZM25 246H26V244H24ZM42 245H45V244H43L42 243ZM119 245V244H118ZM144 245V244H143ZM176 245V244H175ZM180 245V244H179ZM2 247H3V245H1ZM6 246V245H5ZM46 246V245H45ZM135 246V245H134ZM174 246V245H173ZM27 247V246H26ZM31 247V246H30ZM79 247V246H78ZM115 247V246H114ZM178 247V246H177ZM234 247V246H233ZM4 248V247H3ZM6 248V247H5ZM24 248V247H23ZM36 248L38 249V247L36 246ZM49 247L47 246V250H49L48 249ZM75 248V247H74ZM80 248V247H79ZM127 248V247H126ZM138 248H140V247H138ZM24 249H26V248H24ZM45 249V250H46ZM129 249V248H128ZM168 249H169V247H168ZM170 249H172V248H170ZM169 249V250H170ZM182 249H184V248H182ZM3 250V249H2ZM1 250V251H2ZM14 250V249H13ZM21 250H23L22 248H21ZM39 250H40V248H39ZM38 250V251H39ZM41 250H43V249H41ZM51 250V249H50ZM78 250V249H77ZM76 250V251H77ZM138 250V249H137ZM136 250V251H137ZM157 250V249H156ZM172 250H174V249H172ZM171 250V251H172ZM176 250V249H175ZM174 250V251H175ZM179 250H180V247H179ZM227 250V249H226ZM229 250V249H228ZM16 251V250H15ZM18 251V250H17ZM37 251V252H38ZM52 251V250H51ZM70 251H72L71 249H70ZM75 251V252H76ZM136 251H134L135 253H136ZM140 251V250H139ZM230 251V250H229ZM21 252V251H20ZM48 252H50V251H48ZM134 252L132 253V254H134ZM177 252H178V249H177ZM190 252V251H189ZM224 252V251H223ZM46 253V252H45ZM78 253V252H77ZM77 253H75L74 255H76ZM174 253V252H173ZM185 253H187V252H183V254H185ZM214 253V252H213ZM225 253V252H224ZM17 254V253H16ZM29 254H32V251H31V253H29ZM40 254H43V253H41L40 252ZM52 254V253H51ZM65 253H63V255H64ZM125 254V253H124ZM169 254H171V253H169ZM175 254V253H174ZM8 255V254H7ZM18 255V254H17ZM22 255V254H21ZM24 255V254H23ZM28 255V254H27ZM46 255V254H45ZM53 255V254H52ZM55 255V254H54ZM70 255V254H69ZM211 255V254H210ZM5 256V255H4ZM42 256V255H41ZM47 256L48 255H46V258H47ZM127 256H129V254L128 255H126L125 257H127ZM218 256V255H217ZM20 257V256H19ZM25 257V256H24ZM66 257H67V255H66ZM84 256H81V255H79V258H83ZM124 257V256H123ZM133 257V256H132ZM142 257V256H141ZM150 257V256H149ZM170 257V256H169ZM179 257V256H178ZM211 257V256H210ZM4 258H6V257H4ZM3 258V259H4ZM8 259H9V256L7 257ZM26 258H28V256L26 257ZM33 258H34V256H33ZM33 258H31L30 257V259H33ZM41 258V257H40ZM45 258V259H46ZM62 258V257H61ZM134 258V257H133ZM175 258V257H174ZM180 258V257H179ZM211 258H213V256L211 257ZM29 259V258H28ZM27 259V260H28ZM68 259L69 258H63L62 260H59V259H57V260H59V262L58 263H56V262H52V264H69L68 262H70V261H68ZM155 259V258H154ZM171 259V258H170ZM209 259V258H208ZM218 259V258H217ZM216 259V260H217ZM2 260V259H1ZM6 260V259H5ZM36 260V262L38 263V261H37V259H34V261ZM38 260H40V259H38ZM42 261H43V258L41 259ZM40 260V261H41ZM47 260V259H46ZM71 260V259H70ZM122 260H124V258H122ZM134 260H137V259H135L134 258ZM8 261V260H7ZM30 262H31V260H29ZM49 261V260H48ZM48 261H46L47 263H48ZM72 261V260H71ZM80 261V259H76V260H73L72 262L74 263V264H76V263H78ZM148 261H151V260H148ZM174 261V260H173ZM263 261V260H262ZM261 261V262H262ZM140 262V261H139ZM155 262V261H154ZM35 263V262H34ZM128 263H130V262H128ZM156 263V262H155ZM175 263H178V261L177 262H175ZM2 264V263H1ZM19 264V263H18ZM30 264H33V260H32V263H30ZM44 264H46L45 262H44ZM49 264V263H48ZM169 264V263H168ZM261 264V263H260Z\"/></svg>",
    "mask_w": 264,
    "mask_h": 264
}]
</instances>
